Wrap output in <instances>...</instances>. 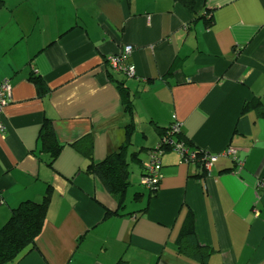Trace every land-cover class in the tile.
<instances>
[{
  "label": "crops",
  "instance_id": "1",
  "mask_svg": "<svg viewBox=\"0 0 264 264\" xmlns=\"http://www.w3.org/2000/svg\"><path fill=\"white\" fill-rule=\"evenodd\" d=\"M1 1L0 85L11 98L1 115L0 230L21 203L53 191L36 248L17 264H197L178 254L188 216L213 250L208 264H264V119L254 108L264 105V0H197L194 11L176 0ZM127 46L134 77L107 65ZM46 121L64 146L53 168L39 139ZM132 122L129 155L145 148L143 162L174 123L194 150L218 158L204 177L167 151L151 197L132 163L119 211L72 145L90 137L101 162Z\"/></svg>",
  "mask_w": 264,
  "mask_h": 264
},
{
  "label": "trees",
  "instance_id": "2",
  "mask_svg": "<svg viewBox=\"0 0 264 264\" xmlns=\"http://www.w3.org/2000/svg\"><path fill=\"white\" fill-rule=\"evenodd\" d=\"M176 1L184 5L189 11H194L197 4V0ZM2 3L3 2L0 0V6ZM207 23L209 26H212V19L210 18L207 20ZM112 72L114 71L112 70ZM31 80L36 85L37 94L40 98L45 97L49 93L42 78L31 75ZM117 89L121 94L122 103L126 112L131 117L133 115V100L131 99L130 92L122 82H117ZM247 108L248 105L245 106L243 113L247 112ZM254 108L257 111V114L264 119L263 103L258 100L255 103ZM135 131L136 125L132 122L126 127L125 140L121 147L101 162H96L94 160L93 141L90 137L83 138L72 145V147L80 152V154L88 158L90 163L87 167L86 173L95 177L102 184L104 190L118 203L119 211L124 210L126 207L127 193L132 184L130 172L132 163L139 165L141 169H143V177L149 176L150 171L146 164L150 162L151 154L155 150L160 151L163 155L167 151L174 150L175 145L181 144L190 152H196L195 161L189 162V164H195L198 166L203 172L202 176L205 177L208 174L203 162L206 152L194 150L192 144L183 136L181 130L179 133H175L172 136H169L172 131V126L166 130L159 131V142L155 148L148 152V159L145 162L140 158L146 153L147 150L145 148H142L139 152L131 154V156L129 155ZM39 139L42 146V152L49 155V166L53 168L54 164L59 159L64 146L59 143L54 127L50 121H46L43 124ZM129 158H131V162ZM187 159H189V157H183L182 161ZM160 182L161 178L150 184L148 187L144 185V187L148 189L150 197L157 194V191L160 188ZM52 196L53 191L48 189L43 202L36 203L34 201H27L21 203L12 211L9 221L0 230V264H17L36 248V243L44 230ZM140 196L141 194H137L135 201H137V198ZM118 214V212L114 213V215L117 216ZM108 215L113 214L109 213ZM177 246L179 255L189 258L197 264H208L213 254V250L205 248L199 244L191 216H188L186 220L178 238ZM117 264L128 263L124 260H120Z\"/></svg>",
  "mask_w": 264,
  "mask_h": 264
},
{
  "label": "built area",
  "instance_id": "3",
  "mask_svg": "<svg viewBox=\"0 0 264 264\" xmlns=\"http://www.w3.org/2000/svg\"><path fill=\"white\" fill-rule=\"evenodd\" d=\"M133 53V48L127 46L124 48L123 52L119 55H114L108 58L109 67L116 73L125 74L128 77H134L136 75V69L134 65L130 62V58ZM11 98V86L8 82H4L0 85V127H2L1 115L4 108L9 104ZM180 127L176 123L172 125V131L169 136H172L175 133H179ZM173 143V142H172ZM174 150L183 157H189V159L184 162L189 164V162L195 161L196 152L189 151L184 148L181 144L175 145ZM161 156L162 153L158 150H155L151 154V160L146 164L148 170L150 171L149 176L144 177L143 185L149 186L154 183L156 180L160 179L161 173ZM218 156H212L206 153L205 159L203 160L205 168L208 170L216 162Z\"/></svg>",
  "mask_w": 264,
  "mask_h": 264
},
{
  "label": "rangeland",
  "instance_id": "4",
  "mask_svg": "<svg viewBox=\"0 0 264 264\" xmlns=\"http://www.w3.org/2000/svg\"><path fill=\"white\" fill-rule=\"evenodd\" d=\"M132 179H134V177ZM140 188H142L143 191H146L143 187H140Z\"/></svg>",
  "mask_w": 264,
  "mask_h": 264
}]
</instances>
